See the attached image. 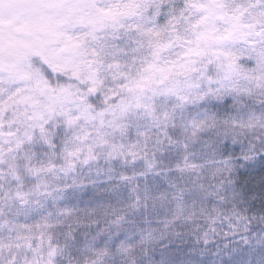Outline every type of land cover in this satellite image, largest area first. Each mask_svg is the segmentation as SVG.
Segmentation results:
<instances>
[{
	"label": "snow or ice",
	"instance_id": "snow-or-ice-1",
	"mask_svg": "<svg viewBox=\"0 0 264 264\" xmlns=\"http://www.w3.org/2000/svg\"><path fill=\"white\" fill-rule=\"evenodd\" d=\"M0 264H264V0H0Z\"/></svg>",
	"mask_w": 264,
	"mask_h": 264
}]
</instances>
